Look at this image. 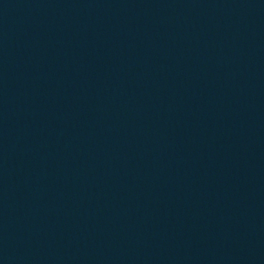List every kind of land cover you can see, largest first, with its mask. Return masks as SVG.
<instances>
[{
  "label": "water",
  "instance_id": "obj_1",
  "mask_svg": "<svg viewBox=\"0 0 264 264\" xmlns=\"http://www.w3.org/2000/svg\"><path fill=\"white\" fill-rule=\"evenodd\" d=\"M0 264H264V0H0Z\"/></svg>",
  "mask_w": 264,
  "mask_h": 264
}]
</instances>
